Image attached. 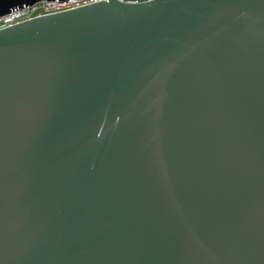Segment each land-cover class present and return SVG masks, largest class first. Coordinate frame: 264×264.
<instances>
[{
    "label": "water",
    "instance_id": "95a60500",
    "mask_svg": "<svg viewBox=\"0 0 264 264\" xmlns=\"http://www.w3.org/2000/svg\"><path fill=\"white\" fill-rule=\"evenodd\" d=\"M0 264H264V0L1 28Z\"/></svg>",
    "mask_w": 264,
    "mask_h": 264
},
{
    "label": "built area",
    "instance_id": "2783aa9c",
    "mask_svg": "<svg viewBox=\"0 0 264 264\" xmlns=\"http://www.w3.org/2000/svg\"><path fill=\"white\" fill-rule=\"evenodd\" d=\"M96 1L100 0H39L31 5L15 7L8 13L0 16V29L23 20L31 19L35 16L60 12L91 4Z\"/></svg>",
    "mask_w": 264,
    "mask_h": 264
}]
</instances>
